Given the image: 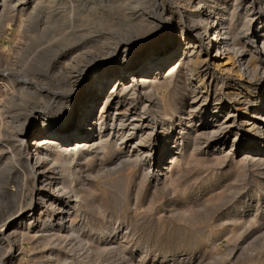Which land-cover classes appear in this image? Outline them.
Instances as JSON below:
<instances>
[{"label": "rangeland", "instance_id": "374dc122", "mask_svg": "<svg viewBox=\"0 0 264 264\" xmlns=\"http://www.w3.org/2000/svg\"><path fill=\"white\" fill-rule=\"evenodd\" d=\"M122 1L129 4L122 5ZM133 1L53 0L45 7H38L30 18L25 10V14L19 15L18 11L0 7V70L3 68L5 72L18 73L8 76L11 83L13 82L8 93L0 89L2 135L10 138L11 131L17 129V124L23 123V127H30L33 125L32 118L38 111H49L51 106L60 107L64 104H52L38 87H35L34 94V87L31 85L30 94L35 96L32 94L28 104L21 105L16 98L23 89V84L19 81L22 71L29 65L30 68L38 65V72L45 73L51 69L54 62H62L66 52L71 54L80 47L89 45L93 40L103 41L104 38L121 34L115 27L117 25L122 29L127 28L126 20L120 16L132 9L130 4ZM174 1L166 2L168 5ZM241 1L238 3L241 7L237 6L235 11L237 17L243 15L246 8H250L252 13L257 12V8L251 7L252 4L248 6L250 1ZM116 3L120 4L117 5L118 8L115 7ZM261 10L264 12L262 5ZM258 17L259 14L251 22V31L259 24ZM87 18L91 20L85 22L84 19ZM49 19H55L58 23L54 27L56 31L54 34L49 32L43 36L41 33L39 35L44 20L48 22ZM40 62L43 63L42 66ZM175 64L174 60L171 67ZM262 70L261 67L258 72ZM12 77L16 80H11ZM123 82L125 85L129 83L128 80ZM221 84L223 79L219 77L215 86L209 90L207 109L214 106V95ZM161 86L157 87L156 92L162 99L169 101L178 97L173 91L175 84L169 87ZM223 101L226 103L228 99L224 97ZM241 104L238 106L243 108L245 104ZM120 105L121 109L128 107L127 102H120L118 106L112 104L109 107L107 125L114 122V106ZM169 106L165 127L170 128L168 121L175 119L173 115L187 116L188 105H182L177 100L175 104L169 103ZM174 109L176 110L173 111ZM226 111V108L221 110L215 117V122H208L201 132L208 133L216 127ZM10 115L14 118L9 119ZM197 120L191 121L188 128L192 130ZM151 121L153 120L150 117L145 123L148 125ZM156 125H160L159 121ZM183 125H186L185 122ZM246 125H238L237 128L244 130L248 127ZM194 129L197 131L198 127ZM181 132L182 136L179 134L168 139L167 145L162 144L161 136L159 139L154 136V140H149L148 143L153 149L148 159L153 169L158 165L156 171L161 172L164 166L168 167L157 179L150 178V173H147L149 168L144 165L145 161L137 160L139 156H135V151L130 149L131 143L141 134L138 129L133 130V134L131 133L130 138L124 142L121 153L126 157H121L120 161L117 158L119 154L114 153L115 146L112 145H107L104 150H95L89 155L77 156V159L69 162L71 170L79 169L76 177L74 176L77 199L75 193L63 190L60 199L47 208L41 219L23 222L18 226L17 234L19 237L22 234L25 237L22 241L24 248L20 252L13 237L0 234V264H6V261L10 262L11 259H15L18 264H45L44 261L54 254L61 256L62 264H264V155H255L249 142L236 143L230 148L236 129L225 133L224 138L216 141L214 145L204 135L185 141L183 136L186 131ZM165 146H169V154L164 157V163L175 156L174 164L167 162L161 165L162 158L159 157L161 148L163 150ZM179 150L180 153H177ZM24 153L22 152L21 156ZM9 154L8 157L12 156ZM5 156H0V229L15 217L19 210H27L29 205H32V184H38V187L42 188L45 184L39 183L37 169L30 166L34 165L33 163L27 165L14 161L11 157L6 160ZM43 163V170L47 166L50 168V162ZM27 173H30V176L26 175ZM50 176L48 181L52 178ZM90 190L92 193L89 195ZM76 203L79 209L70 208ZM64 206L70 209L66 215L67 222L77 225L78 228L67 236L61 232L50 231L59 217L57 211ZM28 223L31 225L27 228ZM105 229L111 230L104 235ZM22 232H26V235ZM43 232L48 233L45 235L50 238L45 235L40 238ZM48 239H51V242Z\"/></svg>", "mask_w": 264, "mask_h": 264}, {"label": "bare ground", "instance_id": "6f19581e", "mask_svg": "<svg viewBox=\"0 0 264 264\" xmlns=\"http://www.w3.org/2000/svg\"><path fill=\"white\" fill-rule=\"evenodd\" d=\"M50 1L53 0H0V7L18 11L19 15L27 11V17L30 18L38 7H45ZM166 1L134 0L130 4L132 9L127 13L123 12L120 16L126 20L127 28L122 29L117 25L115 27L121 34L104 38L103 41L93 40L89 45L82 46L71 54L63 53L66 55L64 60L54 62L51 69L45 73L38 72V65L31 68L29 65V68L27 67L28 69L26 68L22 71L23 74L19 75L21 80H18L23 84V89L22 92L20 91V96L15 98L21 105H25L35 94V87L45 93L52 104L64 103L60 107L51 106L52 109L50 108L49 111H38L33 116V125L30 127H23V123L17 124V127L14 125L17 129L11 131L10 138L2 135L0 131V156L6 155V160L11 157L14 161L27 163V165L33 163L34 165L30 166L37 169V174L40 176L39 183H45L42 185L43 188L38 187V184H32L30 193L34 200L32 205H29L27 210H19V213L0 229V234L14 238L12 239L20 248L19 252L24 248L22 241L25 237L23 234L20 237L17 234L18 226L23 222L41 219L47 208L60 199L63 190L75 193V198L77 197L74 176L76 177L79 169L75 168L72 171L69 168V162L80 154L89 155L95 150H104L108 147L107 145L115 146L114 153L119 154L117 157L119 161L121 157L124 159L126 155L121 153L122 146L135 129H138L141 134L131 143L130 149L135 151V156H139L137 160L145 161L144 165L149 168L147 173H150L152 179L160 177L167 167L164 166L165 168L158 172L156 171L158 165H155L153 169V165L150 164L148 157L151 156L153 148L149 145V140L154 136L157 137L156 139L161 136L162 144L167 145L168 139L181 135V131L184 130L186 131L183 136L185 141L190 138L195 140L204 135L214 145L216 141L224 138L225 133L236 129L230 148H233L236 143L249 142L253 146L255 155L257 153L264 155V12L261 10L264 0H247L250 1L248 6L252 4L251 7L257 8V12L252 13L250 8H246L243 10V13L245 11L243 15L238 14L239 17L236 16L235 11L241 0H175L168 5ZM126 4L129 2L122 1V5ZM117 5L120 6L116 3L117 8ZM258 14L257 23L259 24L251 31V22ZM89 19L84 21L88 22ZM45 20L38 34L41 33L42 36L49 32L54 34L56 31L54 27L58 23L55 19H49L48 22ZM192 38L194 41L191 42ZM174 60L176 64L171 67V62ZM40 63L42 66L43 63ZM261 67L263 70L259 73L258 69ZM15 74L18 73L5 72L3 68L0 70L1 91L8 93L13 83L8 76ZM219 77L223 79V84L215 92L214 106L207 109L209 90L215 86ZM13 79L16 80L12 77L11 80ZM125 80L129 82L126 85L123 82ZM171 84L176 85L173 91L175 96L178 94V97L166 101L161 98L156 89L160 85L169 87ZM31 85L34 87L33 90L30 89ZM30 90L34 92L33 95L30 94ZM13 93L10 94L14 95ZM17 95L16 93L14 96ZM145 97L146 99L143 100L142 98ZM224 97L228 99L226 103L223 101ZM177 100L182 105H188L187 116L173 115L175 119L168 121L171 127H165L169 103L175 104ZM120 102H127L128 107L125 109H121V105L115 107ZM239 103L245 106L240 108ZM112 104H115L114 122L107 125L109 107ZM224 108L227 111L224 116L222 115L218 125L208 133L201 132L208 122H215V117ZM11 117L13 116H8L9 119ZM150 117L153 121L147 125L145 121ZM194 120H197V124L191 130L188 127ZM157 121L161 129L156 125ZM183 122L186 125H183ZM242 124L248 126L242 129L243 131L237 128ZM197 127L195 131L194 128ZM25 149L27 151H24ZM180 150L177 153H180ZM161 151L159 157V159L162 158L161 165L167 162L175 163V156L164 163V157L169 154V146H165L163 150L161 148ZM22 152L25 153L21 156ZM9 153L12 156L8 157ZM43 157L46 159L43 160ZM45 161L50 162V168L47 166L43 170L41 167ZM30 173L26 175L30 176ZM49 175L52 176L50 181H48ZM91 190L89 195L92 193ZM70 208L79 209L78 203ZM69 210L67 206L60 207V211H57L59 217L56 218V225L52 226L50 231L61 232L67 236L78 229L77 225L67 222L66 215L69 214ZM30 225L31 223H28L27 228ZM110 230H103L104 235ZM45 234L48 233H41L40 238ZM50 257L44 261L45 264H62L63 259L59 254ZM6 264L18 263L15 259H11L10 262L6 261Z\"/></svg>", "mask_w": 264, "mask_h": 264}]
</instances>
